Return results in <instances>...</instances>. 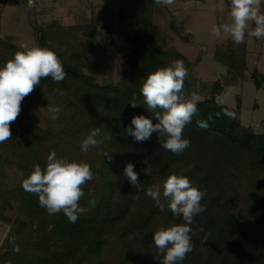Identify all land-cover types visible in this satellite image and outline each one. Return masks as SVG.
Returning <instances> with one entry per match:
<instances>
[{
    "label": "trees",
    "instance_id": "obj_1",
    "mask_svg": "<svg viewBox=\"0 0 264 264\" xmlns=\"http://www.w3.org/2000/svg\"><path fill=\"white\" fill-rule=\"evenodd\" d=\"M114 4L119 22L102 14L91 17L86 24L64 25L56 20L38 28L37 44L57 53L67 77L60 83L50 77L42 79L21 102L22 110L10 124L14 137H21L20 127L28 132L23 150L26 160H31L25 166L27 175L34 164L46 165L43 160L47 153L42 145L52 137L38 126L27 127L29 113L44 92L56 90L63 94L64 101L58 106L70 123L65 129L69 135L91 127L100 128L99 139L112 136L92 148L95 151L90 159L95 165L93 173L97 174L84 186L86 199L80 201L89 211L71 223L62 212L49 215L40 207L38 197L21 187V195L30 199L24 217L10 233L22 249L21 256L12 262L9 253H0V264H91L94 260L100 262L114 242L121 253L116 264L159 263L162 257L152 240L159 218L169 226L183 220L173 216L167 207L161 211L146 195V189L156 178L164 180L170 174L187 176L199 189L206 190L201 201L206 210L196 215L190 225L193 250L182 264H264V121L262 131H257L242 123L240 102L237 110L224 103L217 105L216 96L225 91L218 79L212 84L199 82L209 88V95L198 103V113L183 131L184 138L190 141L183 154L164 150L155 132L144 142L126 135L134 115H152L140 93L143 78L176 59L184 62L189 73L192 62L168 41V29L156 22L154 0H114ZM125 34V42L132 47L128 68L118 83L98 82L91 72L115 69L116 57L124 52L121 40ZM228 47L217 51L215 60L228 68L236 83L248 77L247 49L245 43L237 46L233 41ZM19 50V45L0 37V53L9 55V60ZM190 74L184 82L188 97L193 93L189 88ZM251 78L258 90H264V73L254 69ZM134 97L141 103L136 108L130 104ZM225 110L234 117L226 115ZM197 121L206 122L208 127H199ZM77 153L73 152V157ZM104 153L113 158L109 160ZM127 162L139 175V192L123 175ZM145 168L150 175L142 171ZM92 199L94 206L90 204Z\"/></svg>",
    "mask_w": 264,
    "mask_h": 264
},
{
    "label": "clouds",
    "instance_id": "obj_2",
    "mask_svg": "<svg viewBox=\"0 0 264 264\" xmlns=\"http://www.w3.org/2000/svg\"><path fill=\"white\" fill-rule=\"evenodd\" d=\"M175 0H154L156 5H173ZM31 4V0H30ZM232 23L218 21L212 26L211 33L219 37L221 33L230 34L237 46L247 37L264 39V6L262 0H230ZM21 50L14 52L12 59L0 66V143L11 138L10 124L21 112V102L32 93L42 79L51 78L60 83L67 77L63 63L57 53L38 44H23ZM188 69L182 60H172L166 67L157 68L143 78L140 93L143 105L151 113L134 115L131 125L125 129L126 135L136 142H144L155 132L160 137L161 147L175 155H181L190 147V141L183 136L185 127L191 123L192 117L198 113L201 97L193 92L190 97L184 93V82L188 77ZM217 105H223L224 95L215 98ZM133 108L141 105L134 97L130 102ZM47 111L53 120L59 118L62 109L56 105H48ZM225 114L234 117V113L225 110ZM153 119L156 121L153 123ZM201 128L208 124L197 121ZM101 130L95 128L84 138L80 148L87 153L90 148L111 140L105 135L99 139ZM109 160L112 154L104 153ZM150 175L148 168L143 169ZM123 175L130 184L141 190L139 175L130 162L125 164ZM94 179L91 165L84 161L58 158L52 151L46 159V165H33L31 172L22 181L21 187L28 193L38 197L40 207L49 215L63 213L69 222L75 223L89 209L82 207L84 186ZM146 195L154 200L161 211L167 207L173 216L181 217L183 222L170 226L158 227L152 236L157 252L162 255L160 264H182L187 254L193 250L192 228L194 217L205 211L201 204L206 190H201L190 178L179 174H170L160 184H153L146 189ZM95 200L90 204L95 205ZM14 243V241H13ZM19 252V246L14 248Z\"/></svg>",
    "mask_w": 264,
    "mask_h": 264
},
{
    "label": "rangeland",
    "instance_id": "obj_3",
    "mask_svg": "<svg viewBox=\"0 0 264 264\" xmlns=\"http://www.w3.org/2000/svg\"><path fill=\"white\" fill-rule=\"evenodd\" d=\"M89 1L34 0L33 4H30L27 0L21 2L0 0V37L19 46L23 44L31 46L34 43L37 44L38 28H43L44 25L56 20L64 25H80L88 23L91 17L104 14L105 17L115 18L119 22L114 2L91 0L95 5H93L94 10L89 11ZM263 2L264 0H262ZM155 20L160 26L168 29V41L173 43L192 62V70H189L191 73L190 90L196 92L202 99L209 95V88L200 86L199 82L212 84L218 79L221 80L225 85L224 104L232 110H237L240 102L242 104L240 112L242 123L257 131H262L264 90H258L255 87L251 73L254 69L264 73V39L249 36L243 42L246 45L249 65L246 79L233 82L228 68L215 60L217 51H225L229 48L228 44L233 41L230 34L221 33L219 37H216L211 33L212 26L218 21L232 23L230 5L227 0H175L171 6L157 5ZM126 36L127 34L121 40L124 52L116 57L115 69L104 70L101 73L91 72L96 76L98 82L118 83L122 78L124 70L128 68V54L132 51L131 45L125 42ZM8 60L9 55L0 53V66H3ZM193 78H196V84L193 83ZM62 95L56 90L44 92L41 101L29 113L27 120L29 126L27 127L32 129L34 126H38L52 134V137L42 145L47 153L44 162L47 156L55 151L58 158L87 162L93 171L95 165L91 161L90 155L95 149L90 148L87 153L79 149L82 140L90 133L91 127H87V129L89 128L87 131H82L78 135H69L65 129L70 126V123L65 120L63 111L55 120L51 118L52 114L47 111L48 105L58 106L64 101ZM18 130L22 133L21 137L11 135L10 140L0 143V253H9L12 262H15L16 257L21 256L22 249L19 248V252L14 251L17 240L15 235L10 237V233L16 227V222L24 217L26 202L30 199V196L20 193L22 181L27 175L25 166L31 164L29 162L31 160H26L23 155L24 138L27 137L28 132L23 131L22 127ZM73 152H78L75 157H73ZM162 182L161 178H156L154 184ZM91 188L93 187L91 186ZM83 198L86 199L85 196ZM157 223L158 227L169 226L162 217ZM28 234L29 225L27 224L26 238H28ZM119 251V245L114 242L106 248L100 262L94 260L91 264H116L120 261L121 253ZM160 256L162 257L161 254Z\"/></svg>",
    "mask_w": 264,
    "mask_h": 264
},
{
    "label": "crops",
    "instance_id": "obj_4",
    "mask_svg": "<svg viewBox=\"0 0 264 264\" xmlns=\"http://www.w3.org/2000/svg\"><path fill=\"white\" fill-rule=\"evenodd\" d=\"M113 2H114V0H110V3H113ZM227 3H229V5H230V0H227ZM263 4H264V2L262 3V6H264ZM93 5H95L94 2L93 1L91 2V0H90L89 1V11H92L94 9ZM220 12H224V11H220Z\"/></svg>",
    "mask_w": 264,
    "mask_h": 264
},
{
    "label": "built area",
    "instance_id": "obj_5",
    "mask_svg": "<svg viewBox=\"0 0 264 264\" xmlns=\"http://www.w3.org/2000/svg\"><path fill=\"white\" fill-rule=\"evenodd\" d=\"M18 2H21V1H23V0H17ZM28 1V3H30V0H27ZM33 2H34V0H31V4H33Z\"/></svg>",
    "mask_w": 264,
    "mask_h": 264
}]
</instances>
